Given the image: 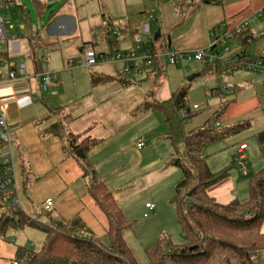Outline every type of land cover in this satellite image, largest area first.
<instances>
[{
    "label": "crops",
    "instance_id": "obj_1",
    "mask_svg": "<svg viewBox=\"0 0 264 264\" xmlns=\"http://www.w3.org/2000/svg\"><path fill=\"white\" fill-rule=\"evenodd\" d=\"M167 1L61 0L57 10L48 12V20L43 29L41 28L35 34H31L30 29H27L25 33H18L16 36H13L11 33L9 34L10 39L6 42L5 46L8 49L9 58L13 63L15 58L18 59L22 55L21 49H23V41H26L28 53L30 52V46L24 37L35 36L39 40L38 47L34 51L36 60L40 63L41 70L36 72L33 64L30 62L28 72L32 78L25 88L12 85L0 90V95L6 108L5 119L11 130V136L14 138V142L12 143L14 155L19 162L24 160V149H27L30 145L37 146L35 147L36 149L40 148V145L44 148L45 143H48L50 146L53 145V134H47L46 130L50 125L63 121V119H67L68 117L67 124H64L67 133L70 132L73 135H82L83 137H90L99 141L98 145L89 152L88 161L97 175L105 182L107 189L113 192L115 199L119 202L116 194H120L122 189L115 183H112L110 186L109 182L120 176L122 172H143V168L146 167V162L149 160L148 157L151 154L150 148L153 154L156 153V146L154 148L152 145L148 147L146 145L147 140L143 137L146 132L140 133L142 130L141 126L144 125L148 118L146 116L155 109H150L142 114H132L143 102H151L152 100H143L136 106L134 104L138 100L130 101L122 107L116 104L115 107L111 108H105L104 103L115 96L123 95V92L127 91H130V98H127L130 100L133 98L131 94L133 90L131 88L144 84L148 80H153V83H158L159 88L157 87V90L149 91L147 97H156V99L153 98V102L162 105V110H164V115L166 116L164 123L171 126L173 123L171 120L173 115H168V111H172L169 100L174 91L171 89L172 87L167 89V86L171 77L174 78V81L176 77L178 81L180 77L182 78L184 74L181 73L182 75H180L178 70L181 65L173 67L156 63L153 68L143 67L139 72L132 71L127 76H124V79L130 82L128 86H121L116 81L92 88L90 85V74L117 78L121 65L101 64L91 67L92 69L85 67L67 69L66 63L71 59H80L85 47L88 45L92 46L98 54L109 53L110 45L107 44L105 39L109 21L111 28H113L112 30L117 32L115 48L119 51H127L134 46V34L140 32L146 17L152 16L153 18L157 17L153 20L155 21L154 26L157 28L156 32L159 34V38L154 40L155 36H153L151 41L146 42V45L151 46L157 51L173 49L180 52L190 51L191 49H187L183 45L185 42L178 37L171 40L169 38L165 39L164 37L168 36V28L176 26L177 23L180 22L179 25H183L176 32L184 33L190 31V35H192V39L195 42L190 45L196 46L192 50H197L206 48L211 44L210 33L220 24L226 23L232 25L243 20L240 18L241 15H239L240 10L243 9L235 0H190V5L195 4L196 7L191 12L193 16L189 15L188 17H185L186 13L180 7V3L178 5V0H174L176 2L175 8L173 4H168ZM246 1L241 0L242 3ZM32 2L38 17L42 18L46 13L45 2L42 3L40 0H32ZM11 8L12 6L9 9ZM258 11L245 19L251 22V17L253 18L255 15L254 18H256ZM250 25V32H258L255 31L256 29L253 30L258 25L257 23L253 22ZM191 27L192 30H189ZM150 29L152 30L151 26ZM9 30H11V27H9ZM162 37L164 39L161 40ZM261 43V40H256L246 48H243L238 38H236L215 45L213 52L217 55L219 51L225 52L223 58L229 61L237 58L242 52H244L246 59H251L259 56ZM38 50L42 52L38 53ZM230 52L232 54L229 56ZM43 58L45 61H42ZM14 64L17 65L16 63ZM137 65L141 66L140 63H137ZM186 71H189V68ZM192 71L197 72L196 69H192ZM43 72L55 74L56 87L54 91L56 94H52L49 91L43 92L41 89L38 75ZM88 72L90 73L88 74ZM194 76H197V74ZM184 77L186 78L187 76L185 75ZM2 80H5V75ZM232 80H234V77H232ZM246 80L251 82L252 78L250 77ZM215 81V89H211L214 90L215 94L208 95L209 91H206V97L209 96L216 99L221 94L219 92L221 91L220 89L227 84H233L234 91L239 89V85H236L230 79L215 78ZM69 82H71V88L67 89ZM179 82H182L181 79ZM182 86H184V81L177 89ZM164 90L169 91H165L162 94ZM44 93H48V96H44ZM139 98L137 97L136 99ZM186 99L189 105L192 99L188 96ZM218 103L219 99L212 106ZM166 105H169L170 108L167 109ZM194 105L198 106V110L203 108V104L200 102L191 103L190 107ZM58 109L60 110L58 111ZM49 111H52L53 114H48ZM226 114L227 112L225 116ZM160 121L162 122L161 118ZM219 125L222 127H230L223 126L221 122ZM185 133L179 130L178 135L181 136L182 134V141ZM55 138L61 141L54 150L57 158L59 157L60 160L52 164V167L56 168L63 165L64 168L62 170H57L59 172L58 176L61 175V178L64 176L67 177L68 172H74L79 184L77 194L73 193L74 195L68 196L65 200L59 199L58 197H47L45 199V201L47 199L52 201L49 214L53 212V215H50L49 224L51 222H64L78 218L95 238L102 240L106 238V218L87 194L86 182L82 178L83 174L79 164L73 159L65 158L64 146L66 143L64 136ZM160 138L169 140L170 135L165 134L163 130ZM140 139H143L145 144L143 148L137 147ZM168 143V145H165V143L163 145L164 147H170L168 149L171 152V140ZM240 144H245V142L241 141ZM169 151H165L163 158L159 157L161 154L159 156L155 155V157L160 158V162L166 160L172 153H169ZM129 162H131L130 165H128ZM54 168L52 172L57 174ZM237 172L239 177L242 176L239 169ZM239 185V178L236 180L235 175L228 174L226 178L210 186L207 189V195L215 202L225 205L235 199L238 200ZM70 186L71 184L63 186L60 194L72 191ZM246 200L247 198L242 203ZM147 204L149 203H146L145 206ZM145 206L143 215L146 212ZM43 209L44 207L41 208L42 213H44ZM25 213L31 217V213L28 211ZM24 230L13 231L16 233H24ZM12 239L14 238L12 237ZM14 250L11 251L12 258L14 257ZM0 257L2 258L1 255Z\"/></svg>",
    "mask_w": 264,
    "mask_h": 264
},
{
    "label": "rangeland",
    "instance_id": "obj_2",
    "mask_svg": "<svg viewBox=\"0 0 264 264\" xmlns=\"http://www.w3.org/2000/svg\"><path fill=\"white\" fill-rule=\"evenodd\" d=\"M60 1L61 0L46 1V13L42 18H39L34 9L32 0H16L12 8L3 12L1 17L6 26L8 28L11 27L9 34L11 33L13 36H16L18 33H25L27 29H30L31 34H35V32L39 31L41 28L43 29L48 20V12L57 10L60 5ZM189 1L190 0L177 1L178 5L180 3V7L184 10V13H186L185 17L191 15V12L196 7L195 4L190 5ZM235 1L240 4L243 9L240 10L241 12L239 14L242 19H245L256 11L264 8V0H247L245 3H242L241 0ZM167 2L168 4H173L175 8L176 2L174 0H168ZM254 16L253 18L251 17L252 21H249V25L255 22L258 24L253 28V30L256 29L255 31H258L256 34L264 32V17L256 16V18H254ZM154 20L152 21V24H150L153 30H151L150 36L143 37L145 43L149 42L153 36L158 34L156 32L157 28L154 26ZM179 23H177L174 27L172 26L168 28V36L162 35L165 39L169 38V40L178 37L180 40L185 42L183 45L187 49H194L196 46L190 45L195 43L192 39V35H190V31L184 33L176 32L183 25H179ZM189 30H192V27ZM164 37H162L161 40L164 39ZM22 46L24 49H21L22 55L18 59L15 58L14 63H24L28 68L30 60L28 58L29 53L26 47V41L22 42ZM41 52L42 51L38 50V53ZM224 54L225 52L223 51H219L218 53L220 58H223ZM231 54L232 52H230L229 56ZM187 68H189V71H186ZM192 69H196L197 72L195 73ZM178 70L180 75H182L181 73L184 74L182 78L180 77V79L182 82L184 81V86L187 89V95L192 99L189 106L191 103L200 102L203 104V108L201 110L199 109L200 111H197L192 119L187 118V121L184 123H181L179 117L173 116L171 119L173 122L171 126L164 123V120L166 119L164 110L155 109L148 113V116H146L148 118L146 119L144 125L141 126L142 130L140 133L146 132V134H144L145 136H143L147 140L146 145L147 147L152 145L154 148L156 146V153L153 154L152 149L150 148L151 154L148 157L149 160L146 162V167L143 168V172H122L120 176L109 182L110 186L112 183H115L122 189L120 194H116L117 199H119L118 205L120 206L125 219L131 223V228L124 233V239L132 251L137 264H149L146 249L162 238L170 239L172 245L176 246L183 243L180 227L177 222V208L173 203L175 187L183 179V175L179 169L167 166L168 161L175 154L178 155L183 162H186V153L182 141V134L181 136L178 135L179 130L182 133H185L188 130L190 131L201 127L205 120L209 117H211L210 119L213 118L212 113L214 111L218 114L224 106L225 101H230V104L227 103L229 104V109L227 110L226 116L224 115L220 119L222 125L231 126L237 123L248 122L250 124V128L238 135L231 136L222 142L207 148L204 152V156L207 157L206 163L208 169L211 173H222L226 171L229 175H235L236 180L239 178L240 185L237 196L239 197L238 201L242 203L243 200L248 198L247 187L250 177H252V175L264 166V161L255 139V136L258 133L264 131V84L262 78L257 74L244 70H235L230 73L216 72L213 68L210 69L208 66L199 62L181 64ZM89 73L90 72H88V74ZM195 74H197V76H194ZM185 75L187 76L186 78L184 77ZM232 77H234V80H232ZM250 77L252 78L251 82L246 80ZM215 78L230 79L231 81H234L236 85H239V89L235 90L231 94H227L222 91L216 99L214 97H206V91L215 89ZM179 81L177 77L175 81L174 78L171 77V83H168L167 89L172 87L171 89L175 91L182 83ZM157 87L158 83L156 84L153 83V80H148L144 84L131 88V90H133L131 94L135 99L131 98L128 100L127 98H130V91L123 92V95L115 96L111 100L105 102V108L115 107L116 104L117 106L122 107L125 103L127 105V102L137 100L138 102H135V106L143 100H152L151 102H153V98L156 99V97H147V94L149 91H152ZM70 88L71 82H69L67 86V89ZM165 91L167 92L169 90H164L162 94H164ZM47 94L48 93H44L43 95L48 96ZM137 97L140 98L136 99ZM218 99L219 103L215 104V107L212 106L213 103L218 101ZM166 108L169 109L170 106L166 105ZM168 115L172 116V111H168ZM160 118L162 119V122L160 121ZM215 119H217V116H215ZM163 130L165 134L170 135L169 140H163L164 138H160ZM55 137L57 136H54L53 134L52 139L54 143L51 146L48 143H45L46 145L44 148L40 145V148L36 149L35 147L37 146L34 147L33 145H30L27 149H24L25 158L21 162H19L15 156L19 190L18 198L20 201V206L18 207H20L24 212L28 211L31 213V217H35L34 219H38L43 224H49L50 215H53V212L51 214H49L50 212L48 214L41 212V208H43L45 204V199L47 197H58L59 199L65 200L68 196L77 194V187L79 184V181L76 180L74 172H68L67 177L64 176L61 178V175L58 176L59 172H57V170H62V168H64L63 165L56 168L52 167V164L60 160L59 157L57 158L54 150L61 141ZM11 139L13 143L14 138L12 136ZM150 139L152 142H150ZM171 139L174 141V145L171 144L172 153L168 149L170 147H164L163 145L164 143L165 145H168V142ZM241 141L245 142L247 148L245 152L246 158L244 160L248 173V176L246 177H239L236 165L235 153ZM3 149L4 146L0 143V153ZM167 150L171 153L170 156L166 160L160 162V158L164 157V153ZM155 155H160V158L155 157ZM155 159L157 160L154 161ZM71 162L73 163V161ZM130 164L131 162H129L128 165ZM53 168L56 170L57 174L52 172ZM68 181H70V183H68ZM70 184V189L72 191L60 194L61 188ZM146 203L155 204L156 209L147 218H144L143 213ZM7 208L8 207L5 206L3 209H0V214L6 213ZM261 232L264 233V224L261 227ZM12 237L14 239H12ZM43 239L44 234L37 230L25 229L24 233H16L13 230H9L6 235V240L0 241V255L2 256V258L0 257V264H12L13 258L11 251H13L16 246H23L36 251L40 249ZM101 241L104 245L108 244V240L106 238H103ZM254 259L257 264H264V252H258Z\"/></svg>",
    "mask_w": 264,
    "mask_h": 264
},
{
    "label": "trees",
    "instance_id": "obj_3",
    "mask_svg": "<svg viewBox=\"0 0 264 264\" xmlns=\"http://www.w3.org/2000/svg\"><path fill=\"white\" fill-rule=\"evenodd\" d=\"M112 29L109 21L106 36L116 33L113 39L106 40L110 49L116 46L117 38V32ZM248 37H252L250 31L238 37L243 48L249 46L246 43ZM24 38L30 46L28 58L38 72L41 66L34 50L39 40L35 36ZM0 57L10 63L6 46L0 52ZM238 57L246 59L244 52ZM116 81L121 86L130 84L119 75L112 78L90 74L92 88ZM187 96V89L182 86L171 94L169 100L173 116H179L182 123L201 110H192L186 103ZM227 103L230 104V101H225L218 114L214 111L213 118L209 117L201 127L184 134L186 162L175 154L167 163V166L179 169L183 175L173 196L183 243L176 246L168 238L160 239L146 249L149 264H257L255 255L264 252V233L261 232L264 224V166L250 177L245 202L235 199L222 205L207 195V189L226 178L228 173H211L206 163L207 157L204 156L205 150L250 128L248 122L222 128L215 126L227 112ZM150 109L162 110V105L145 101L133 114H142ZM180 111H184V115L180 116ZM48 114L53 113L49 111ZM67 119L50 125L46 133L64 136L65 158L79 164L87 194L106 218L105 237L108 244L104 245L99 238H95L78 218L43 224L14 207H8L6 213L0 214V241L6 240L9 230L33 229L44 234L39 250L16 246L12 264H137L124 239V233L131 228V223L125 219L113 192L107 189L88 161L89 152L99 141L67 133L64 126ZM255 139L264 161V131L258 133ZM171 143L174 145L173 139ZM6 200L7 196L0 194V209L4 208Z\"/></svg>",
    "mask_w": 264,
    "mask_h": 264
},
{
    "label": "built area",
    "instance_id": "obj_4",
    "mask_svg": "<svg viewBox=\"0 0 264 264\" xmlns=\"http://www.w3.org/2000/svg\"><path fill=\"white\" fill-rule=\"evenodd\" d=\"M47 0H40L44 3ZM15 4V0H0V52L5 47L6 42L10 39L9 28L3 21L1 14L7 11L11 6ZM256 15L258 17H264V8L259 10ZM152 16H147L140 32H137L133 36L134 46L127 51H119L115 47L111 48L107 54H98L95 52L92 46H86L80 59H71L66 63L67 69H73L76 67L91 68L101 64L118 65L121 67L118 70L119 76H127L132 71L139 72L142 68H153L156 63H162L165 66L177 67L183 63L199 62L206 66H210L216 72L230 73L234 70H244L253 74H257L262 78L264 84V32L251 33L252 37L246 39L247 44H251L256 40H261L260 54L256 58L241 60L239 57L229 61L227 59L220 58L213 52V47L222 42L236 39L243 35L244 32L250 31L249 21L247 19L240 20L232 25L226 23L220 24L217 28L213 29L210 33L212 40L211 44L203 49L190 50V51H175L173 49H166L165 51H157L144 42V36L149 37L151 34L150 23L153 21ZM116 33H112L109 36H105V39H113ZM152 40V39H151ZM150 40V41H151ZM45 53V51H44ZM42 61H45L44 58ZM140 63L141 66H138ZM14 66L13 69L10 67ZM5 75V80H2ZM40 78L41 89L43 92H51L56 94L54 88L56 87V77L54 73L43 72L38 75ZM32 76L28 72L27 65L17 64L15 65L10 61L8 63L5 59L0 57V90L12 85L22 86L25 88ZM221 91L231 94L234 92V85L227 84L220 89ZM215 94L214 91H209L208 95ZM187 103V100H186ZM5 104L2 101L0 95V143L4 146L3 151L0 153V194H5L7 200L4 203V207H20L18 179L15 165V155L13 151L11 130L5 119ZM192 110H197L198 106L191 107ZM184 111H180V115H184ZM216 127L219 124H215ZM143 139L138 141L137 147H144ZM246 145L240 144L236 150V165L242 176H247L245 160ZM52 201L47 199L44 204L43 212L48 214L51 211ZM154 204H147L145 206L144 218H147L151 213L155 211Z\"/></svg>",
    "mask_w": 264,
    "mask_h": 264
},
{
    "label": "water",
    "instance_id": "obj_5",
    "mask_svg": "<svg viewBox=\"0 0 264 264\" xmlns=\"http://www.w3.org/2000/svg\"><path fill=\"white\" fill-rule=\"evenodd\" d=\"M158 38H159V34H156L154 40H157Z\"/></svg>",
    "mask_w": 264,
    "mask_h": 264
}]
</instances>
